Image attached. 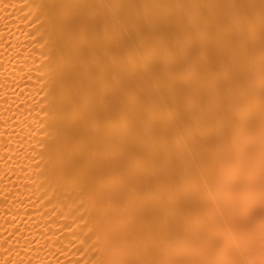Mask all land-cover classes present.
Here are the masks:
<instances>
[{
	"label": "bare ground",
	"instance_id": "bare-ground-1",
	"mask_svg": "<svg viewBox=\"0 0 264 264\" xmlns=\"http://www.w3.org/2000/svg\"><path fill=\"white\" fill-rule=\"evenodd\" d=\"M0 264H264V0H0Z\"/></svg>",
	"mask_w": 264,
	"mask_h": 264
}]
</instances>
